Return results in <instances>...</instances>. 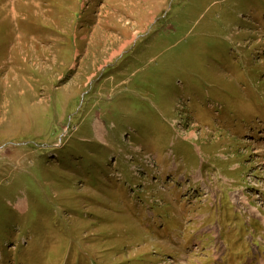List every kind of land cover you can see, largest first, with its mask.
Instances as JSON below:
<instances>
[{"label": "rangeland", "instance_id": "rangeland-1", "mask_svg": "<svg viewBox=\"0 0 264 264\" xmlns=\"http://www.w3.org/2000/svg\"><path fill=\"white\" fill-rule=\"evenodd\" d=\"M111 263L264 264V0H0V264Z\"/></svg>", "mask_w": 264, "mask_h": 264}, {"label": "trees", "instance_id": "trees-1", "mask_svg": "<svg viewBox=\"0 0 264 264\" xmlns=\"http://www.w3.org/2000/svg\"><path fill=\"white\" fill-rule=\"evenodd\" d=\"M210 36H208V38H209ZM215 37V36H214ZM216 39V42L215 43H213L215 40H213V39H211L210 41H208V43L207 44H205V45H203L202 46V49H201V51L199 52V54H204V50H203V48H205V47H207V53H205L204 54V58H203V61L205 62V64H204V66H205V68H203V69H206V70H208V69H210V67H208V64H214V65H216L217 66V64H218V60H219V57L218 56H220V57H222L221 55H224V64L225 65H227L228 63H229V61H233V54L232 53H230V51H229V48L230 47H232V46H229V45H231V43L228 41L227 42V40H225V42H226V44L224 45V46H221L220 45V42L221 41H223V40H221L222 39V37H215ZM225 39H227V38H225ZM192 40V39H191ZM213 40V41H212ZM217 40H220V42H218ZM220 47H224V50H220L219 51V49H220ZM203 75V74H202ZM182 77H185V74L184 73H179L178 75L177 74H175V75H173V78L171 79V81H172V83H173V85H171V86H167V96H169V94H171V95H177V93H178V90H177V85H176V83H175V81H177V80H181L182 79ZM190 80V81H192V82H198L199 84H197V86H196V90H197V92H198V94H200V95H203V96H206V94H205V86H203L204 85V83H203V81H207V80H205L203 77H201L200 75H195V74H193V73H191V76L190 77H187V80ZM185 80H186V78H185ZM208 82V81H207ZM184 83V82H183ZM201 87H203V88H201ZM156 89H157V86H154V88H151V90H152V93L153 94H156ZM164 93H165V91H164ZM150 97H152V95L150 94ZM132 98L134 99V103L136 104V105H138V99L136 100V98H139V97H133L132 96ZM153 101H158V99L157 98H154L153 99ZM203 105H204V107H206L205 106V103H203ZM190 109V108H189ZM233 110V109H232ZM191 111V113H192V111L193 110H190ZM205 111H206V114L207 115H210L209 114V109L208 108H205ZM108 113V112H107ZM143 115H146L147 116V114H145V113H143ZM153 116H158V113H156V112H154L153 113V115L152 116H150V118L148 119V121L145 123V125L142 127L143 129H144V134H145V137H147V138H152V139H155L156 141L157 140H159V139H161L162 141H163V145L165 146V147H169V146H171V143H169V141H171V139L174 137V134H173V131H172V128H169L168 126H167V122L165 123V122H159L160 120H158V122L157 121H154V122H152L151 121V117H153ZM147 119V118H146ZM149 123H153V124H149ZM156 123H158V124H160V123H162V128H164V130H160V128H156L155 127V125H156ZM146 124H148V125H146ZM163 124H164V126H163ZM154 127V128H153ZM140 138H138L137 137V140H139ZM81 141H84V140H81ZM84 142H86V141H84ZM99 144H101L99 141H96L95 140V142H94V147H93V149H94V155H95V157L93 156V155H91V154H89V151L86 153V154H83V155H81V157H84V156H91V159L90 160H86L87 158H82V162H80L81 164H82V170L84 171V168H86L87 170L86 171H89L90 172V169L92 168L93 170L91 171L97 178H99L100 179V183H101V186H100V190L101 191H104V192H106V189H107V187H110L111 189H116L117 188V184L115 183V181H112L111 183H109L108 184V186H107V184L104 182V180H103V177H100L101 176V173L103 172V164H104V162H102L100 159H99V157H104V156H106L108 153H101V154H97V149H98V146H99ZM98 145V146H97ZM63 148V147H62ZM97 154V155H96ZM194 156H196V154H193ZM89 169V170H88ZM83 174H84V172H83ZM83 181V180H82ZM84 182V181H83ZM125 183L123 184V185H130L129 184V182H127V181H124ZM123 185H122V187H123ZM132 185H130V187H131ZM94 195L92 194V192H87V193H85V196H83L84 197V199L85 200H87V202H88V204H92V197H93ZM82 197V198H83ZM99 204V203H98ZM97 205H96V202H94V205H93V207L92 208H95ZM73 207V206H72ZM74 208V207H73ZM75 209V208H74ZM90 211V210H89ZM90 212H92V213H94V214H96L97 216H99V215H103V214H105V216H107V215H109V213H110V210L108 209V208H100V210L98 211V212H94V211H90ZM114 214V213H113ZM104 216V217H105ZM104 217H102V216H99L98 218H104ZM78 218H80L81 220L80 221H82V220H85V221H88L89 223H91V220H89L90 218H89V216H88V218L89 219H84L82 216L81 217H78ZM101 222V225H102V227H100L99 226V220H97L96 221V224L94 225V227L95 228H99V230H101V234H106V231H105V227H103L104 225H105V223H106V221L105 220H102V221H100ZM63 225H64V223H63ZM64 227H65V225H64ZM66 228V227H65ZM66 230H67V232H66V235L67 236H69V238H70V236H72V234L73 233H71V235L69 234V231L68 230H70V229H68V228H66ZM116 233V232H115ZM118 233V232H117ZM68 238V237H67ZM107 243H109L108 241H106ZM114 243H116V244H114V246L112 247V249H110V251L113 253V256H115V257H117V254H121V250H120V252H119V249H120V246H118V244H119V242H114ZM109 244H111V243H109ZM117 252H119V253H117ZM111 264H113V263H111ZM123 264V263H122Z\"/></svg>", "mask_w": 264, "mask_h": 264}, {"label": "bare ground", "instance_id": "bare-ground-1", "mask_svg": "<svg viewBox=\"0 0 264 264\" xmlns=\"http://www.w3.org/2000/svg\"><path fill=\"white\" fill-rule=\"evenodd\" d=\"M100 129V126L99 125H97V130H99Z\"/></svg>", "mask_w": 264, "mask_h": 264}]
</instances>
